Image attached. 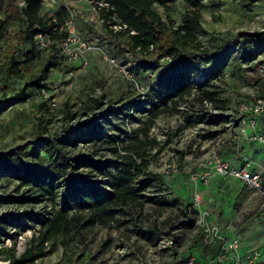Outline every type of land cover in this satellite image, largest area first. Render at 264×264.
<instances>
[{"label":"rangeland","instance_id":"374dc122","mask_svg":"<svg viewBox=\"0 0 264 264\" xmlns=\"http://www.w3.org/2000/svg\"><path fill=\"white\" fill-rule=\"evenodd\" d=\"M201 1L206 6L201 9V27L196 33L205 45L212 34L264 30V0ZM58 4L69 9L81 37L96 41L98 47L84 50L81 58L87 65L61 59L57 68L49 69L46 87L26 86L22 79L4 77L7 43L24 25L21 14L10 21L0 41V153L28 144L35 145L36 152L46 158L39 150L41 142L63 136L72 140L75 131L87 130L84 124L98 115L100 137L68 144L70 152L117 162L130 152L124 147L137 144L141 157L137 158L135 182L146 171L160 173L165 180L139 189L136 200L123 204L109 222L74 227L68 239H56L52 252L27 264H181L188 256L195 257L197 264H208L211 245L203 241L199 210L191 203L195 191L201 194L200 206L207 210L208 222L223 236L237 234L241 251L257 249L264 254V187L254 189L239 179L218 175L196 181L190 178L192 173H203V163L217 154L236 167L248 165L263 173L264 186V143L234 137L242 104L260 92L264 47L255 49V40H242L234 51L225 53L224 64L217 67L221 71L209 82L219 96L228 99L227 108L218 109L210 101L195 99L199 91L194 89L176 107L159 106L152 113L147 95L152 73L129 50L128 35H114L120 30L118 26H112L111 33L103 29L104 25L94 24L91 6L82 0H62ZM168 4L171 9L160 4H154V9L164 21L172 20L177 25L189 6L185 0H170ZM56 8L55 3L46 6L44 12L49 15ZM38 61L26 73L35 70ZM170 61L168 56L158 58L154 70ZM202 77L199 73V82ZM133 78L138 83H131ZM87 95L102 96L103 103L85 114L82 106ZM110 98L116 101L108 105ZM43 101L47 106H41ZM69 110L75 114L72 118L67 115ZM196 113L202 118L189 121ZM259 126L263 129L264 124ZM108 168L112 172L116 165ZM17 184L13 176L0 172V264L8 262L3 248L13 246L20 253L37 231L34 213L48 215L53 207L50 198L34 202L28 187L17 190ZM61 205L62 199L57 197L56 207ZM69 211H73L72 206ZM154 226L157 233L151 240L141 235Z\"/></svg>","mask_w":264,"mask_h":264},{"label":"trees","instance_id":"16d2710c","mask_svg":"<svg viewBox=\"0 0 264 264\" xmlns=\"http://www.w3.org/2000/svg\"><path fill=\"white\" fill-rule=\"evenodd\" d=\"M104 1L107 6L100 10L104 19L103 29L112 33V28L107 24H118L120 30L114 32V35L126 33L129 50L139 57L141 66L152 73L149 78L152 81L150 92L147 94L149 102L152 103V113L159 106L170 109L176 107L194 89L199 91L195 99L210 101L218 109L227 108L228 99L219 96L218 90L213 88V82H209L221 71L217 67L224 64L225 53L234 51L242 40H255V49L264 47V30L212 34L209 38L211 40L206 45L203 44L196 33V29L201 27V9L206 6L201 0H185L189 8L181 14L180 23L177 25L172 20L164 21L154 9V4L171 9L168 4L170 0ZM42 9L39 0H26L23 8H19L15 0H0V41L16 15H22L24 24L7 43L4 51V77L22 79L26 86L46 87L49 69L57 68L63 59L54 44L48 48L40 47L35 35L41 33L52 40L63 38L65 32L54 27L68 17L69 11L62 4H58L54 10L56 20H53V16H49ZM167 56L171 61L162 69L154 70L157 59ZM36 59L39 60L34 65L36 69L26 73ZM131 67L133 68L129 66ZM199 73L203 76L201 82L198 81ZM258 83L260 92L256 94L264 95V74L258 78ZM115 101V98H110L107 103L110 105ZM83 103L82 113L86 114L100 107L103 103L102 96L87 95ZM41 106H47L46 102L43 101ZM67 115L72 118L75 114L69 110ZM202 116L201 113H196L189 121H197ZM98 119V115H93L84 124L88 127L87 130L75 131L72 140H66V136L46 138L39 146L46 158L36 152L35 145L29 147L28 144L0 153V172L10 174L18 180L17 190L26 185L29 198L34 202L46 198L53 202L52 211L48 215L40 211L34 213L38 229L23 251L17 253L13 246L2 249L7 253V264H27L45 256L54 250L56 239H68L74 227L80 229L95 221L107 223L114 218L123 204L136 200L139 189L152 182H164L163 176L153 171L144 172L145 176L135 182V170H139L137 158L141 157L137 144L124 147L130 152L124 153L117 162L86 153L70 152L68 144L76 145L78 141L100 137ZM114 165L116 168L111 172L108 167ZM106 176L111 177L105 181L103 178ZM260 176V189H263V173ZM57 197L62 199L59 207H56ZM163 201L169 202L164 199ZM174 201L172 199L170 202ZM70 206L73 209L71 213ZM156 233L157 228L154 226L144 229L141 235L151 240ZM210 248L208 264H215L218 246L211 245ZM261 254L264 256L263 252ZM196 262L195 259L194 263L197 264ZM221 264L233 262L229 257Z\"/></svg>","mask_w":264,"mask_h":264},{"label":"built area","instance_id":"2783aa9c","mask_svg":"<svg viewBox=\"0 0 264 264\" xmlns=\"http://www.w3.org/2000/svg\"><path fill=\"white\" fill-rule=\"evenodd\" d=\"M62 0H39L44 8L46 6H51L57 4ZM88 6H91L92 16L91 21L94 24L104 25V19L101 16V8L107 6V3L104 0H82ZM19 8H23L26 4V0H15ZM69 11V9H68ZM53 16V20H56L54 12L49 14ZM109 27L120 26L118 24L108 23ZM54 28L59 29V31H64L65 36L61 39H50L47 36L37 33L35 39L37 40L40 47L48 48L51 45H55L63 56V60L74 62L76 60L82 61L83 66L87 65L85 59L82 60L81 56L84 50L97 48L98 44L96 41H90L86 37H81L80 31L75 26L71 12L69 11L68 17L65 18L58 26ZM133 32V31H131ZM106 57V56H105ZM110 60V59H109ZM111 61H114L111 58ZM66 62V61H65ZM128 69L135 74L132 68ZM152 76V75H150ZM132 83H138L136 79H132ZM242 117L239 124L237 125L234 137L236 139L243 138L247 140H254L260 143H264V131H261L258 119H264V95L255 94L252 96L251 100L241 106ZM247 128H250V131L247 132ZM204 172L203 173H192L190 178L192 181L198 179H206L214 175L222 177H233L239 179L244 184L248 185L251 188L260 190L261 188V176L260 173L256 170H253L248 167V165L236 167L235 165L230 164L228 161L219 157L217 154H213L211 158L205 163H203ZM201 194L198 191H195L191 197L192 206L197 207L199 210L198 223L203 229V241L207 245L218 246L217 254L214 258L215 264H221L225 259L231 258L233 264H263L264 256L257 249H250L241 251L240 249V238L237 234L231 236H223L220 229L208 222L207 215L208 212L205 209H202L200 206ZM194 257H189L184 264H195Z\"/></svg>","mask_w":264,"mask_h":264},{"label":"crops","instance_id":"0c3cea01","mask_svg":"<svg viewBox=\"0 0 264 264\" xmlns=\"http://www.w3.org/2000/svg\"><path fill=\"white\" fill-rule=\"evenodd\" d=\"M258 122H259V125L261 124V122L264 124V119H258ZM261 131H264V126H263V129H261Z\"/></svg>","mask_w":264,"mask_h":264}]
</instances>
